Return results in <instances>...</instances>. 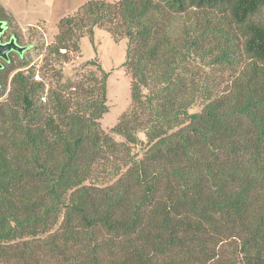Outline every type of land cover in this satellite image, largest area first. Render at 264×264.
Returning <instances> with one entry per match:
<instances>
[{
    "label": "trees",
    "instance_id": "16d2710c",
    "mask_svg": "<svg viewBox=\"0 0 264 264\" xmlns=\"http://www.w3.org/2000/svg\"><path fill=\"white\" fill-rule=\"evenodd\" d=\"M263 8L90 0L44 49L48 85L8 69L0 264H264ZM94 29L126 41L130 104L108 131V73L57 67Z\"/></svg>",
    "mask_w": 264,
    "mask_h": 264
},
{
    "label": "rangeland",
    "instance_id": "374dc122",
    "mask_svg": "<svg viewBox=\"0 0 264 264\" xmlns=\"http://www.w3.org/2000/svg\"><path fill=\"white\" fill-rule=\"evenodd\" d=\"M87 1L90 0H0V5L13 16L11 23L14 29H18L34 44L24 62H27V68L35 71V79L36 76L37 79L42 78L48 85V80L42 76L44 49L53 41L59 20L75 13ZM106 1L113 3L116 0ZM255 20L264 22V8ZM125 48V40L113 42L108 33L94 29L91 38H82L80 51L71 54L70 62L57 66L65 74L69 72L71 74L73 68H79L82 64L94 60L108 73L106 81L108 112L99 122L103 131L110 130L130 104L129 81L122 68ZM139 137L143 139V136ZM139 150L136 148L135 152Z\"/></svg>",
    "mask_w": 264,
    "mask_h": 264
},
{
    "label": "flooded vegetation",
    "instance_id": "af4514ba",
    "mask_svg": "<svg viewBox=\"0 0 264 264\" xmlns=\"http://www.w3.org/2000/svg\"><path fill=\"white\" fill-rule=\"evenodd\" d=\"M0 44L7 45L13 43L14 46L22 49L18 51L15 48H11L5 53L4 56H0V82L4 78L8 69H11L15 65H17L18 61H25L26 55L30 52V50L34 47L33 42L27 38L23 33L18 31V29H14L13 24L0 15Z\"/></svg>",
    "mask_w": 264,
    "mask_h": 264
},
{
    "label": "water",
    "instance_id": "95a60500",
    "mask_svg": "<svg viewBox=\"0 0 264 264\" xmlns=\"http://www.w3.org/2000/svg\"><path fill=\"white\" fill-rule=\"evenodd\" d=\"M0 25H1V23H0ZM2 29H1V27H0V31H1ZM11 48H15V49H17L18 51H21L22 49H20V48H18V47H16V46H14L13 45V43H11V44H7V45H1L0 44V56H4L5 57V53L8 51V50H10Z\"/></svg>",
    "mask_w": 264,
    "mask_h": 264
},
{
    "label": "built area",
    "instance_id": "2783aa9c",
    "mask_svg": "<svg viewBox=\"0 0 264 264\" xmlns=\"http://www.w3.org/2000/svg\"><path fill=\"white\" fill-rule=\"evenodd\" d=\"M38 77L36 76V79H37Z\"/></svg>",
    "mask_w": 264,
    "mask_h": 264
}]
</instances>
